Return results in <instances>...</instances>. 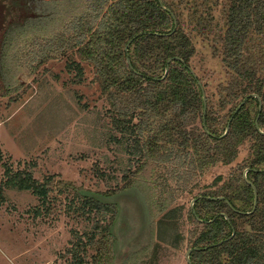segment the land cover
<instances>
[{
	"label": "trees",
	"instance_id": "obj_1",
	"mask_svg": "<svg viewBox=\"0 0 264 264\" xmlns=\"http://www.w3.org/2000/svg\"><path fill=\"white\" fill-rule=\"evenodd\" d=\"M28 1L41 9H32ZM196 1L22 2L26 17L40 19L35 32L46 39L43 52L66 59L73 55L78 62L70 58L65 68L77 76L83 71L80 63L91 68L99 95L110 107V129L119 134V144L124 146L128 161L136 164L134 172L129 169L122 177L120 191L141 189L149 198L150 212L158 210L169 223L184 220L189 227L186 254L191 264H264V135L255 127L259 116L257 127L264 134V0H226L218 32L210 8L206 7L217 0ZM189 3L197 5L189 8L184 18L180 8ZM171 14L177 24L173 33ZM27 30L30 29L18 35H31ZM194 34L204 38L212 35L213 54L220 55L227 76L225 83L217 87V106L206 101V131L198 85L201 81L190 71ZM251 95L257 99L249 98L233 115ZM227 107L226 115L221 116L218 112ZM231 117L229 130L223 136ZM243 148L246 154L236 164ZM233 163L235 167L226 177L219 175L210 185H201L200 178L207 170ZM246 170V178L257 195L252 214L254 196L243 180ZM22 174L7 170L3 186L29 191L44 203L50 193L48 184ZM177 190L188 193L193 202L184 219L183 214L170 210ZM76 194L79 211L101 215L105 221L87 238L93 243L98 235L96 243L101 247L97 252H103L92 264H113L117 244L113 226L118 206L97 194ZM232 233L233 237L223 242ZM220 242L223 243L214 246ZM167 260L163 257V264ZM184 262L187 264L186 258ZM75 264H82L81 259Z\"/></svg>",
	"mask_w": 264,
	"mask_h": 264
},
{
	"label": "rangeland",
	"instance_id": "obj_2",
	"mask_svg": "<svg viewBox=\"0 0 264 264\" xmlns=\"http://www.w3.org/2000/svg\"><path fill=\"white\" fill-rule=\"evenodd\" d=\"M22 1L0 0V264H75L78 259L92 264L101 256L99 236L93 243L87 238L105 221L101 215L79 211L77 191L100 195L118 206L113 264H163V257L166 264H185L189 227L184 220L169 223L158 210L150 212L149 198L141 189L120 191L122 177L129 169L134 172L136 164L128 161L119 134L110 129V107L99 95L91 68L80 63L83 71L77 76L65 68L70 58L78 62L73 55L66 59L43 52L46 39L35 32L40 19L26 17ZM197 4L180 8L184 18ZM225 4L217 0L206 5L215 32L223 25ZM26 28L31 35H18ZM191 37L195 54L190 69L201 81L205 100L217 106V87L227 79L221 57L213 54L212 35ZM228 108L215 110L222 116ZM245 154L243 148L236 164ZM233 167L210 168L200 178L201 185L226 177ZM7 170L48 184L47 200L42 203L29 191L4 187ZM174 195L170 210L184 219L190 196L179 190ZM84 245L88 247L83 251Z\"/></svg>",
	"mask_w": 264,
	"mask_h": 264
},
{
	"label": "water",
	"instance_id": "obj_3",
	"mask_svg": "<svg viewBox=\"0 0 264 264\" xmlns=\"http://www.w3.org/2000/svg\"><path fill=\"white\" fill-rule=\"evenodd\" d=\"M160 5H161V4H160ZM161 7H162V9H164L163 6H161ZM171 17H172V19H173V21H174V27H173V30H172V32H171V33H173V32L175 31L176 27H177V24H176V21H175V19H174V17H173L172 14H171ZM131 41H132V40H131ZM131 41H129V43L127 44V46L131 43ZM127 46H126V48H125V51H127ZM175 60H177V59H175ZM171 61H172V59H171V60H168L166 64L169 65V63H170ZM190 71H191V70H190ZM165 73H167V68L165 69ZM191 73H192L193 77L196 78V76L194 75V73H193L192 71H191ZM198 85L200 86L199 83H198ZM200 89H201V93H202V102H203V106H204V108H203V126H204V115H205V104H206V100H205V95H204V93H203V90H202L201 86H200ZM249 98H255V99H257V96H256V95H251V96H249V97H246V98L240 103V105L237 107V109L235 110V112L233 113V115L237 113V111H238V110L244 105L245 101L248 100ZM260 111H261V104H260V102L258 101V113H260ZM232 117H233V116H232ZM232 117L229 119V121H228V123H227V125H226L225 132H224L223 136H225V135L227 134L228 130H229V124H230V122H231V120H232ZM258 118H259V116L256 117V121H255V127H256V130L258 131V133H259L260 135H264V134L258 129V127H257ZM204 131H206V130H205V126H204ZM246 173H247V170L244 171V173H243V180H244V182H245L247 185H249V186L251 187V189H252V191H253V196H254V197H253V206H252V209H251V211H250V213H249V214H252V213L255 211V208H256V205H257V195H256L255 188H254V187L251 185V183L247 180V178H246ZM192 205H193V202L191 203V206H192ZM221 216H223V217L226 219V216H225V215H221ZM210 222H211V221H210ZM210 222H207V223H210ZM232 237H233V233L231 234V236H230L228 239H226V240L223 241V242H226V241L230 240ZM223 242H220V243H218V244H216V245H214V246H218V245L222 244ZM188 256H189V253L186 254V263H187V264H191L190 261H189Z\"/></svg>",
	"mask_w": 264,
	"mask_h": 264
}]
</instances>
